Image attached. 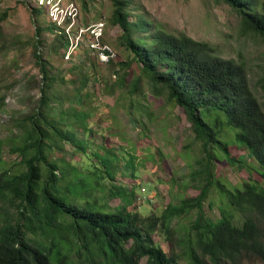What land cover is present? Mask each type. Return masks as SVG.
I'll return each instance as SVG.
<instances>
[{
    "label": "trees",
    "instance_id": "trees-1",
    "mask_svg": "<svg viewBox=\"0 0 264 264\" xmlns=\"http://www.w3.org/2000/svg\"><path fill=\"white\" fill-rule=\"evenodd\" d=\"M216 1L238 14L244 34L264 40V0ZM83 3L87 7L88 0ZM112 3L110 23L121 29L120 45L140 67L130 92L139 93L147 81L155 96L183 108L194 128L203 153L201 167L191 173L199 193L152 214L131 209L137 198L134 188L112 184L109 202L96 198L88 179L98 175L117 180L124 164L136 175L135 156H120L116 144L99 146L104 149L100 151L91 140L79 138V131L88 129L91 113L77 106L84 103L81 90L69 106L63 96L48 92L57 78L42 60L39 40L35 55L49 81L40 111L17 124L23 134L12 146L19 160L11 168H3L5 140L0 138V264H142L143 259L146 264H243L246 259L264 263V100L251 89L245 66L212 54L207 42L154 25L138 12L134 0ZM6 17L7 12L0 16V35ZM58 28L56 23L49 27ZM44 30L39 27L38 35ZM61 30L60 44L67 49L70 40ZM260 89L264 96V68ZM229 128L235 131L237 147L246 149L259 165L260 178L250 172L242 187L215 173L216 149L229 168L247 165L223 138ZM77 149L89 160L83 171L90 176H82L71 160L69 153ZM112 199L121 203L113 207ZM208 201L211 207L219 205L217 218L206 212ZM192 214L194 218L183 224ZM158 232L169 249L156 240Z\"/></svg>",
    "mask_w": 264,
    "mask_h": 264
},
{
    "label": "rangeland",
    "instance_id": "rangeland-1",
    "mask_svg": "<svg viewBox=\"0 0 264 264\" xmlns=\"http://www.w3.org/2000/svg\"><path fill=\"white\" fill-rule=\"evenodd\" d=\"M38 3V0H0V16L7 12L0 35V138L5 140L3 168H11L19 160L18 154L11 150L23 134L17 124L40 111L43 89L47 88L49 80L44 77V65L38 63L35 55L36 43L41 40L39 53L50 74L57 78L48 92L63 96L69 106L76 102L75 93L81 90L84 103L77 106L91 113L87 119L88 129L80 130L79 138L91 140L100 151L104 149L99 146L116 144L122 150L118 151L120 156H135L136 175L126 171L127 164H124L116 175L117 180L101 179L98 175L88 179L95 185L93 193L96 198L109 202L112 184L127 186L137 191L131 209L144 214L151 211L152 214L161 213L169 203H180L185 196L197 195L199 182L193 181L191 173L201 167L198 163L203 154L201 144L183 108L168 102L164 96H155L147 81L141 83L139 93L133 95L130 92L133 81L140 74V67L132 60L130 52L120 45L121 29L110 23L114 11L112 0H88L87 7L83 0H64L63 6L73 3L78 9V23L64 29L69 40L68 30L71 33L67 49L60 44L64 26L50 30L49 27L54 25L50 7ZM134 4L138 12L146 14L154 25L166 32L184 33L207 42L212 54L242 63L251 89L261 101L264 100L260 89L264 40L244 34L238 14L229 5L216 0H134ZM39 7L42 11L35 13ZM101 21L105 22L102 41L117 52L108 63H102L98 51L90 46V32L86 33L82 44L74 45L81 26L88 27ZM39 27L45 28L40 36ZM86 77L90 79L88 84L84 80ZM223 138L231 141L232 154L247 165L246 168L239 165L229 168L222 151L216 149V175L238 187L248 180L250 172L260 178L256 171L259 167L257 161L234 142L235 131L229 128ZM69 154L72 162L82 170V176H90L89 171H83L89 160L81 150ZM93 162L96 159L90 161ZM90 188L89 185L86 190ZM214 194L218 203L219 197L216 192ZM120 203L121 199L110 201L113 207ZM205 209L216 218L220 215L216 203L211 207L210 202H206ZM192 218L194 214L182 223ZM155 238L169 249V243L159 232ZM142 264H146V259ZM243 264L264 263L259 259H246Z\"/></svg>",
    "mask_w": 264,
    "mask_h": 264
},
{
    "label": "built area",
    "instance_id": "built-area-1",
    "mask_svg": "<svg viewBox=\"0 0 264 264\" xmlns=\"http://www.w3.org/2000/svg\"><path fill=\"white\" fill-rule=\"evenodd\" d=\"M38 4L42 7L49 6L50 7V14L53 17L54 23H56L58 26L63 27V29L66 30L65 27H73L76 25L77 22V16H78V9L74 4L72 3L71 6H63L64 0H38ZM64 24V25H63ZM64 30V31H65ZM90 32V46L95 50L98 51L99 59L102 63H108L112 61L116 56L117 52L116 50L109 44L104 43L102 41V38L105 33V22L101 21L95 24H92L88 27H80L77 30L76 39L74 41V45L78 46L82 44V42L86 39V33ZM69 34L70 40H71V33L67 32ZM72 43V41H71Z\"/></svg>",
    "mask_w": 264,
    "mask_h": 264
}]
</instances>
